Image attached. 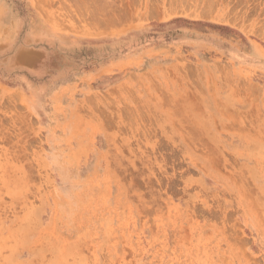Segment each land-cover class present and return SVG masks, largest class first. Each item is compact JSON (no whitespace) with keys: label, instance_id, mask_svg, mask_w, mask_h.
<instances>
[{"label":"rangeland","instance_id":"rangeland-1","mask_svg":"<svg viewBox=\"0 0 264 264\" xmlns=\"http://www.w3.org/2000/svg\"><path fill=\"white\" fill-rule=\"evenodd\" d=\"M0 264H264V0H0Z\"/></svg>","mask_w":264,"mask_h":264},{"label":"bare ground","instance_id":"bare-ground-1","mask_svg":"<svg viewBox=\"0 0 264 264\" xmlns=\"http://www.w3.org/2000/svg\"><path fill=\"white\" fill-rule=\"evenodd\" d=\"M207 7V6H206ZM209 8V7H208Z\"/></svg>","mask_w":264,"mask_h":264}]
</instances>
